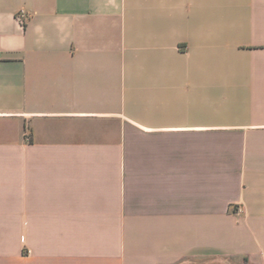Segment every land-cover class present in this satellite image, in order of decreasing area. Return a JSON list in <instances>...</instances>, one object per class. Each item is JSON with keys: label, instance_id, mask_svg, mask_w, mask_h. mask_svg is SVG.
Masks as SVG:
<instances>
[{"label": "crops", "instance_id": "0c3cea01", "mask_svg": "<svg viewBox=\"0 0 264 264\" xmlns=\"http://www.w3.org/2000/svg\"><path fill=\"white\" fill-rule=\"evenodd\" d=\"M0 264H264V0H0Z\"/></svg>", "mask_w": 264, "mask_h": 264}, {"label": "built area", "instance_id": "2783aa9c", "mask_svg": "<svg viewBox=\"0 0 264 264\" xmlns=\"http://www.w3.org/2000/svg\"><path fill=\"white\" fill-rule=\"evenodd\" d=\"M18 19L23 22L24 21V14L20 12Z\"/></svg>", "mask_w": 264, "mask_h": 264}, {"label": "rangeland", "instance_id": "374dc122", "mask_svg": "<svg viewBox=\"0 0 264 264\" xmlns=\"http://www.w3.org/2000/svg\"><path fill=\"white\" fill-rule=\"evenodd\" d=\"M22 241H23V239H22Z\"/></svg>", "mask_w": 264, "mask_h": 264}]
</instances>
